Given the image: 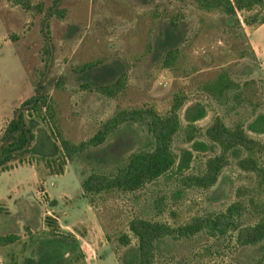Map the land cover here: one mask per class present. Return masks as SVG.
<instances>
[{
  "label": "rangeland",
  "instance_id": "1",
  "mask_svg": "<svg viewBox=\"0 0 264 264\" xmlns=\"http://www.w3.org/2000/svg\"><path fill=\"white\" fill-rule=\"evenodd\" d=\"M27 3L0 0V133L31 96L45 95L48 102L33 123L36 136L25 160L0 172V209L13 216L10 222L21 234L15 243L0 246V264H120L125 248L119 236L129 234L137 244L129 229L132 218L182 225L224 210L238 199L240 188L248 207L243 223L264 218V183L257 173L242 170L236 158L209 189L184 186L181 174L135 192L111 190L91 197L82 188L91 173H112L132 153L154 146L147 122L136 120L120 124L103 143L88 144L124 110L152 107L166 116L177 104L185 125L188 117L203 112L193 123L199 140L207 141L203 133L221 117L229 126L242 122L264 145V131L249 128L264 113V24L245 22L255 11L230 18L222 9L200 8L195 0ZM171 51L177 54L168 64ZM88 62L96 66L83 72L80 67ZM223 71L243 86L242 103L219 104L205 89ZM121 77L123 88L114 96L99 90ZM63 140L72 151L64 160ZM173 149L193 152L184 174L200 172L210 153L195 150L184 132L176 135ZM256 157L264 166V148ZM47 216L59 226L52 235ZM235 235L203 232L163 243L157 264H169L172 256L188 264H264V242L237 247Z\"/></svg>",
  "mask_w": 264,
  "mask_h": 264
},
{
  "label": "trees",
  "instance_id": "2",
  "mask_svg": "<svg viewBox=\"0 0 264 264\" xmlns=\"http://www.w3.org/2000/svg\"><path fill=\"white\" fill-rule=\"evenodd\" d=\"M198 6L205 10L222 9L230 18H237L240 11H255L245 19L247 25L264 24V0H195ZM18 3L27 6L28 0H17ZM173 24H175L173 22ZM177 53L172 51L167 57L168 64H172ZM96 66L95 62H88L80 69L89 72ZM124 85L123 77L111 85H101L99 90L109 96H114L121 91ZM205 89L213 98L222 105H229L230 100L242 103L245 92L240 82L235 81L227 71L221 72L218 77ZM48 98L45 95H33L17 107L12 119L7 123L0 133V172L9 171L14 168L15 162H22L29 154L35 139V125L37 116H42V110L47 107ZM179 105L175 104L171 114L161 115L152 107L132 110H124L112 117L89 141V145L103 143L108 135L120 124L127 120L147 122L149 132L153 138L154 146L151 149L140 150L129 156L127 163L112 173H91L82 183V188L87 196L102 194L111 190L124 192H135L144 188L147 184L157 181L164 176L181 174V182L186 187H197L209 189L217 184L224 168L231 163L233 158L237 159L239 167L247 172L257 173L264 183V166H261L256 155L261 152L264 145L261 141L253 138L242 122L232 126L226 124L221 117H216L213 123L203 133L207 141L197 139L198 129L193 123L202 116L203 112L198 110L197 114L189 118V124L182 123L177 113ZM236 105H232L231 110ZM47 113H43L46 121ZM249 128L264 131V113H259ZM184 132L187 142L197 151L210 152L206 156L203 168L195 174H184L194 157L191 150L177 153L173 149V142L179 133ZM63 153L61 157L67 159L72 156L69 143L61 142ZM57 147V146H56ZM57 151H61L57 147ZM58 161L59 159H55ZM62 164V162L60 163ZM53 165V163H52ZM63 166V164L61 165ZM238 199L229 204L224 210L212 212L208 215H198L190 222L173 226L167 222L136 216L129 222V229L137 239V244L132 245L129 234L119 236L120 244L125 248L119 257L120 264H157L163 255L161 244L170 241L190 240L199 233L210 236H224L235 233L237 247L256 246L264 242V218L255 223H243L242 217L248 210L246 203L241 199L243 190L237 191ZM0 246L15 243L21 239L17 232L19 226L13 227V216L3 214L0 209ZM47 226L52 229L49 234H54V228L58 223L51 216L45 218ZM9 226L8 232L2 227ZM24 229L32 235L31 228ZM67 238L73 243L77 239L71 233ZM30 262L32 260L29 259ZM65 264H74L68 260ZM169 264H188V261L176 260L174 256Z\"/></svg>",
  "mask_w": 264,
  "mask_h": 264
},
{
  "label": "built area",
  "instance_id": "3",
  "mask_svg": "<svg viewBox=\"0 0 264 264\" xmlns=\"http://www.w3.org/2000/svg\"><path fill=\"white\" fill-rule=\"evenodd\" d=\"M55 135H56V133H55Z\"/></svg>",
  "mask_w": 264,
  "mask_h": 264
}]
</instances>
